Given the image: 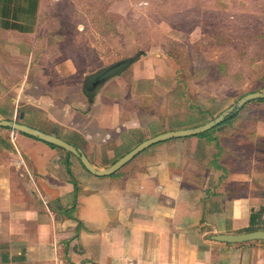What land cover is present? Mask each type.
Here are the masks:
<instances>
[{"label": "crops", "instance_id": "1", "mask_svg": "<svg viewBox=\"0 0 264 264\" xmlns=\"http://www.w3.org/2000/svg\"><path fill=\"white\" fill-rule=\"evenodd\" d=\"M44 2L0 0L1 120L62 139L97 169L148 139L211 121L188 123L180 67L168 60V72L140 60L89 95L66 75L39 73L55 61L48 52L67 42L52 28L44 35ZM173 101L178 108L166 109ZM257 231L262 99L206 134L151 146L103 178L61 148L0 127V264H264V241L214 240Z\"/></svg>", "mask_w": 264, "mask_h": 264}, {"label": "rangeland", "instance_id": "2", "mask_svg": "<svg viewBox=\"0 0 264 264\" xmlns=\"http://www.w3.org/2000/svg\"><path fill=\"white\" fill-rule=\"evenodd\" d=\"M44 1V35L52 28L67 41L38 71L55 80L66 75L68 85L84 86L90 75L134 57L131 66L151 60L168 72V60L180 67L177 94L189 124L191 116L212 121L244 96L264 92V0Z\"/></svg>", "mask_w": 264, "mask_h": 264}, {"label": "water", "instance_id": "3", "mask_svg": "<svg viewBox=\"0 0 264 264\" xmlns=\"http://www.w3.org/2000/svg\"><path fill=\"white\" fill-rule=\"evenodd\" d=\"M136 60H137V57H134V58H130V59L118 62L114 65L104 68L101 71L89 76L84 83V90L86 94L89 95V94L96 92L98 88L104 85L111 78L122 73L124 70L130 67ZM261 99H264V92H256V93L248 94L244 96L243 98H241L237 102L236 106L230 108L227 112H224L219 117L215 118L214 120L210 121L209 123L203 126L192 128V129L166 132L154 138L148 139L142 142L134 150L126 154L124 157H122L117 162H115L112 166L106 169H97L89 161V159L86 157V155L82 152L81 149L74 147L73 145L63 141L60 138L46 134L37 129L28 127L20 122L7 121V120L0 119V127L8 128L13 131L26 134L28 136H31L43 142H46L50 145L61 148L65 150L66 152H68L69 154L78 158L83 164V166L86 168V170L90 172L92 175L103 178V177L113 176L118 171H120L124 166L130 163L134 158H136L139 154H141L142 152H144L146 149L150 148L151 146H154L161 142L173 140V139H182V138H189V137L203 135L211 131L212 129L216 128L223 122H225L227 116L230 113H233L234 111H239L249 102H252L255 100H261ZM214 240L219 241V242L229 243V244H244V243H249V242H254V241H264V231L251 232V233L240 234V235L215 236Z\"/></svg>", "mask_w": 264, "mask_h": 264}, {"label": "trees", "instance_id": "4", "mask_svg": "<svg viewBox=\"0 0 264 264\" xmlns=\"http://www.w3.org/2000/svg\"><path fill=\"white\" fill-rule=\"evenodd\" d=\"M264 101V99H262ZM238 113V111H234L233 113H230L226 119H232L235 117V115Z\"/></svg>", "mask_w": 264, "mask_h": 264}]
</instances>
